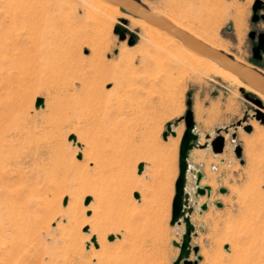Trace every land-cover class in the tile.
I'll return each mask as SVG.
<instances>
[{"label":"rangeland","instance_id":"rangeland-1","mask_svg":"<svg viewBox=\"0 0 264 264\" xmlns=\"http://www.w3.org/2000/svg\"><path fill=\"white\" fill-rule=\"evenodd\" d=\"M95 1L0 0V23L14 30L0 38L2 45L10 47L8 54H0V105L4 108L0 106V264H172L178 253L173 243L180 242L184 224H169L174 188L172 174L165 169L174 156L170 146L176 140L168 136L167 147L162 133L167 123L183 117L188 98L197 108L221 107L222 123L229 127L217 133L227 134L229 142L232 132L237 136L244 163H236L235 175L226 183L229 199L216 193L224 202L215 218L216 230L206 236L203 226L194 227L190 244L198 247L200 258L191 252L188 259L197 264H264V226L252 209L256 191L264 189V123L256 119L257 112L264 115V102L254 91L240 87L237 79L236 84L194 61L184 64L168 54H157L155 48L145 46L143 32L121 17L128 13L103 5L96 13ZM139 1L156 11L170 0ZM255 1L205 0L215 22L203 25L208 13L204 9L201 20L190 15L193 20L180 22L264 75V53L254 58L256 40L248 37L251 31L264 33V9H258L259 19L252 21ZM20 5L26 9L22 15L37 18L36 32L60 33L68 62L59 57L38 64L19 63L20 67L14 64L16 36L24 44L30 42L28 32L20 28L22 22L9 21L10 12ZM115 29L124 32L123 40ZM153 38L160 40L156 34ZM165 46L173 53L179 49L177 43ZM179 57L186 59L181 51ZM65 62L71 67L77 63L79 69L65 71ZM103 69L112 79L101 83L98 73ZM72 83L77 89L83 83L86 91L71 89ZM98 90L110 92V100L100 96L98 101ZM245 92L254 94L262 106L245 98ZM37 98H43L44 104L36 109ZM95 105L101 110L96 116ZM246 125L251 126L250 132L244 130ZM71 135L76 143L69 140ZM36 149L42 154L33 160L29 155ZM139 163L144 164L141 174L137 173ZM195 207L200 210L198 204ZM109 235L117 237L113 245Z\"/></svg>","mask_w":264,"mask_h":264},{"label":"water","instance_id":"water-1","mask_svg":"<svg viewBox=\"0 0 264 264\" xmlns=\"http://www.w3.org/2000/svg\"><path fill=\"white\" fill-rule=\"evenodd\" d=\"M109 3L117 5L126 13L140 18L146 23H149L161 30L166 31L167 33L176 37L181 43L189 47L190 49L194 50L196 53L205 56L206 58L214 61L219 67H222L229 71L230 73L237 76L243 83L249 86L251 89L258 91L259 93L264 95V75L257 71L256 69L245 65L243 63L237 62L232 57L227 55L226 53L213 48L204 42L200 41L192 34L178 28L166 18L161 16L160 14L151 11L148 7H146L143 3L139 0H105ZM258 9H264V5H262V0H256L254 5L252 6L253 16L252 21H256L259 19V16L256 14ZM261 18L264 19V15H261ZM122 22L125 23L126 20L122 19ZM115 32L119 34L121 40L125 38L124 32L122 30L115 29ZM256 33L255 31H251L248 34L250 39H254ZM257 44L253 46L252 53L254 58H260V51L264 53V33H259L258 35ZM134 39L132 37L129 38L128 44L132 45ZM242 91V88H241ZM244 92V91H243ZM244 97L251 100L253 103L258 105L259 107L262 106L261 101L254 97L253 94L244 93ZM44 104L43 98H37L34 103V107L37 109L42 107ZM256 119L259 120L261 123H264V115L260 112H257ZM184 122V132L180 140L179 150H178V175L174 182V193L171 200V215L169 224L171 226L183 223L184 224V232L181 236L180 242H174L173 245L179 249V253L177 257L172 261V264H197V260L200 258L197 255L198 247L191 246V235L194 231V226L190 221L189 214L192 211V208L188 206V200L190 194L185 190L186 185V175L188 172V164L186 162V158L188 155L189 150L193 147L197 146V135L193 132L194 129V122H193V114L191 110V100L188 98L186 100V111L183 117L180 119ZM241 122H238L240 124ZM172 125L176 126L177 122L174 121L173 123L166 124V130L163 133V138H166L167 135L171 134L175 136V132L172 129ZM246 132L251 131V126L246 125L244 127ZM232 139H235V134L231 135ZM69 140H73L76 143V137L71 135ZM224 143L225 137L222 134L217 133L216 136L210 141V146L212 151L215 154H220L224 150ZM80 146V145H78ZM233 153L235 157L240 160L242 163V148L239 145H235L233 148ZM77 158H81V154L77 155ZM144 164L139 163L137 165V173L141 174L143 172ZM201 175L197 173L195 176V190L193 194L195 196L201 195H210V187L209 186H200ZM226 190L224 188L219 189L220 193H224ZM134 198H139V194L137 192L133 193ZM67 199L65 198L63 201V205L66 204ZM89 199L87 198L84 202L87 205ZM207 204H203L200 206V210L204 211L206 209ZM217 206L220 207V203H217ZM88 227H85L83 231H87ZM114 235H109L107 239L112 241L114 239ZM91 242L97 246L96 237H91ZM227 248V247H225ZM191 252L196 256L197 260H189V256Z\"/></svg>","mask_w":264,"mask_h":264},{"label":"crops","instance_id":"crops-1","mask_svg":"<svg viewBox=\"0 0 264 264\" xmlns=\"http://www.w3.org/2000/svg\"><path fill=\"white\" fill-rule=\"evenodd\" d=\"M178 1V2H177ZM170 0L165 6H160V10H151L154 12L161 11L159 13H162L167 16H177L180 21H182V18H185L187 21L193 20L190 15L195 16L196 20H201L200 17H202L200 14L201 12H208V9L205 7V0H200V6H197L199 0ZM194 1L196 4H194ZM180 2V3H179ZM199 5V4H198ZM203 5V6H202ZM204 9V10H202ZM185 11L187 13H185ZM190 14H189V13ZM182 13L183 16H182ZM170 14V15H169ZM211 12H208L205 16V20L202 21L203 25L208 27L210 26V22L214 21L215 19L211 21ZM174 19H176L173 16ZM177 20V19H176ZM184 25L183 23H181ZM186 26V25H184ZM187 27V26H186ZM188 28V27H187ZM191 30V29H190ZM195 33L194 30H191ZM208 109H205L203 107L197 108L196 102L193 100L191 110L193 114V122H194V129L193 132L197 135V146L193 147L191 150H189L186 162L188 164V172L186 175V185L185 190L190 194L189 200H188V206L192 208L191 213L189 214V218L193 226L198 228V226H203L206 230V236L209 234H212L216 228L214 226L216 215L220 214L224 209V202L221 198H228V190L226 189V183L229 182L230 178L235 175L234 172H236V163L242 164L240 160H238L234 153L231 156L230 147L231 143L228 141V136L225 133H221L225 137V143H224V152L220 154H215L210 146V141L216 136L217 132L220 129H224V131H227L229 126H226V123H222V112L221 107H217V109H213L212 105H209L207 107ZM182 117L178 116L175 118L174 121L177 122L176 126L172 125V129L175 132V136L169 134L164 139V142L167 147H169L168 144V136H172L176 141L173 143V146H170L172 149V152H174V156L172 157V160L170 162V166L166 167L165 172L167 175L172 174V186L174 188V182L178 175V150H179V144L181 137L184 132V122L183 120H180ZM173 121V122H174ZM172 122V123H173ZM165 132V131H164ZM163 132V133H164ZM162 133V134H163ZM234 134L233 132L231 135ZM231 137V136H230ZM168 143V144H167ZM235 143L236 145H240V142L238 141L237 136L235 135ZM221 159H224V162H222ZM244 164V163H243ZM242 166V165H241ZM213 167L216 168V170L213 169ZM199 173L201 175V180L199 185L200 186H209L210 187V195H198L195 196L192 193V190L195 189V176ZM217 177L220 179L218 180ZM224 188L226 191L224 193H220L219 189ZM192 193V194H191ZM217 194H219L220 197H217ZM231 196V195H230ZM245 196V195H244ZM243 196V198H244ZM234 197L232 196L231 199ZM229 199V198H228ZM226 199V200H228ZM242 201V193H240V202ZM194 202V203H193ZM207 204L206 209L204 211H200L195 207V204L202 206L203 204ZM217 203H220V207L217 206ZM194 204V205H193ZM254 208V211L256 212L255 215L262 219V225L264 226V189L257 190L255 193V199L252 204V209ZM180 224H176V226H180ZM184 226V225H183ZM184 230L181 232L180 237L182 236ZM117 237L115 236L112 241H110V244H114V240ZM179 253V249H178ZM177 253V255H178ZM199 256V255H198ZM200 257V256H199Z\"/></svg>","mask_w":264,"mask_h":264},{"label":"bare ground","instance_id":"bare-ground-1","mask_svg":"<svg viewBox=\"0 0 264 264\" xmlns=\"http://www.w3.org/2000/svg\"><path fill=\"white\" fill-rule=\"evenodd\" d=\"M180 1V0H179ZM181 1H183V2H185L184 0H181ZM178 2V1H177ZM180 3V2H179ZM99 5H103L106 9H111V10H113V11H115V12H118V13H121L120 12V10H119V7L117 6V5H114V4H112V3H109V2H107V1H105V0H96L95 1V4L94 5H92L93 6V9H94V11L96 12V13H100V8H99ZM10 7L8 6V9L7 10H9V11H11L10 9H9ZM23 11H26V9H25V6L24 5H20V6H18V10L17 11H11L10 12V20L9 21H11V23L12 24H14V23H17L18 21H20V22H22L21 24H23L22 25V27H20L22 30H25V31H27L28 32V40L30 41L29 42V44L27 45V44H24V43H22L21 42V39H18L20 36L19 35H17L15 38H16V41H19V45H16L17 46V51H16V54L13 56V62H14V64H19V63H23V62H26V63H28V62H30V63H34V64H36L37 62H39V61H42V60H44V61H46V62H49V60H53V59H55V60H58L59 59V57H60V59H61V57H63V58H65V60L64 61H66V56H68L69 57V54L68 53H66L65 52V50H66V48H63V46L64 45H61L62 44V42H61V38H59V34L60 33H57V34H51V33H41V34H39L38 32H36L37 31V23L36 22H34V20H36L37 18L35 17V15L34 14H26V15H22V12ZM158 14H160L161 16H163L164 18H166L168 21H170L172 24H174L175 26H177L178 28H180V29H182V30H184V31H186V32H188V33H190V34H192L194 37H196L197 39H199L200 41H202V42H204L205 44H207V45H209V46H211V47H213V48H216V49H221V47H219L220 45L219 44H215V42L216 41H214V42H212L210 39V41H208V40H206L207 38H203V37H200L199 35H197V34H195V33H192L190 30H189V28H187L186 26H184V25H182L181 23H179L178 22V20H176V19H174L173 18V16H167V15H164V14H162V13H159V12H157ZM36 14V13H35ZM121 17L122 18H126L128 21H129V23L131 24V25H133V26H135V27H137V28H139L143 33V38H144V43L146 44L145 46L146 47H152V48H155V49H153V51L155 50L156 52H158L157 54H163V55H166V54H168L170 57H172V58H176L177 60H179V61H181L182 63H184V64H187V63H190L189 61H194L195 63H196V65H204V66H206L207 68H208V72H210V73H213V74H215L216 76H218V77H220V78H222V79H224V80H229V81H231V82H233V83H236L237 84V81H236V79L242 84H239L240 85V87H242L245 91H247V92H253V93H255L256 94V96L260 99V100H262L263 102H264V95L263 94H261V93H259L258 91H255V90H253V89H251L249 86H247L245 83H243L237 76H235L234 74H232V73H230L229 71H227L226 69H224V68H222V67H219L214 61H212V60H210V59H208V58H206L205 56H202V55H200V54H198V53H196L194 50H192V49H190L189 47H187L186 45H184L183 43H181L176 37H174L173 35H171V34H169V33H167L166 31H164V30H161V29H159V28H157V27H155V26H153V25H151V24H149V23H146L145 21H143L142 19H140V18H137V17H132V15L130 16L129 14L127 15V14H121ZM36 18V19H35ZM21 19H23L22 21H21ZM18 25V24H17ZM13 26V25H12ZM9 27V28H8ZM10 27L11 26H6L5 24H3V23H0V38L3 36V35H5V33H7V34H11L13 31H12V29H10ZM25 31H24V33H25ZM49 32H50V30H49ZM240 32H241V25H240V30L239 29H237L236 30V35H237V38L239 39V37H240ZM153 34H156V35H158V36H160V40L159 41H156V40H154V38H153ZM3 38V37H2ZM5 40V39H4ZM175 44V43H177L178 45H179V49L178 50H176V52L175 53H173V51H171V49L170 48H167L165 45H172V44ZM1 45H0V54H2V53H5V55L6 54H8L9 53V50H10V47L7 45V46H4V45H2V42L0 43ZM165 44V45H164ZM221 44V43H220ZM15 45V44H14ZM4 46V47H3ZM16 46H14V47H16ZM222 46V45H221ZM66 47V46H65ZM222 48H224L223 46H222ZM225 50V49H224ZM183 52L184 53V55L186 56V59H184V58H180L179 57V52ZM66 53V54H65ZM3 55V54H2ZM66 55V56H65ZM154 57V56H153ZM58 58V59H57ZM123 58V57H122ZM67 60H69V58L67 59ZM235 60L237 61V62H239L240 60L238 59V58H236L235 57ZM60 61V60H59ZM130 62H132V59L131 60H129ZM51 62V61H50ZM55 62V61H54ZM53 61L51 62V63H54ZM57 63H55V64H59V62L58 61H56ZM61 62H62V60H61ZM66 62H68V61H66ZM65 62V64H64V66H62V69H63V67L65 68L64 70L66 71V69L67 70H69L70 68H71V70L72 71H77L79 68H78V64L77 63H75L76 65H74V67L72 66L71 67V65L69 64V65H67L68 63H66ZM51 63H49V64H51ZM63 63V62H62ZM241 63V62H240ZM33 64V65H34ZM38 64V63H37ZM61 64V63H60ZM19 67H20V64L18 65ZM56 66V65H55ZM130 67H131V69H133L132 67V64H130ZM57 68V67H56ZM100 68L102 69V67L100 66ZM99 68V69H100ZM195 68V67H194ZM19 70H22L21 68L19 69ZM64 71V73H67V72H65ZM70 71V70H69ZM101 71V70H100ZM100 71H99V75L100 74H102V78L101 77H99L100 79H98L100 82L102 81V80H104V79H108V80H110V79H112V76L110 75L111 73L109 72V71H104V69H103V71H101V73H100ZM58 72H59V69H58ZM60 72H61V70H60ZM103 73H104V75H103ZM99 75H97V76H99ZM10 76V75H9ZM96 76V77H97ZM86 78V77H85ZM9 79V78H8ZM87 80V79H86ZM98 80H96L95 81V83H99L100 84V82H98ZM11 81V80H10ZM88 81H91V80H88ZM92 81H94V80H92ZM91 81V82H92ZM105 81V80H104ZM3 82V81H2ZM80 82H81V80H80ZM102 83V82H101ZM5 84V83H4ZM68 84V83H67ZM88 84V83H87ZM90 84V83H89ZM93 84V83H92ZM68 86V85H67ZM90 86H92V85H90ZM6 87V86H5ZM89 87V86H88ZM3 89V88H2ZM71 89H73V90H77V91H79L80 93H82V90H84L85 89V87H84V84L83 83H80V85H79V89H77L76 87H75V83H72L71 84ZM89 90H90V87L88 88ZM99 89V88H98ZM88 90V91H89ZM85 91H86V89H85ZM87 91V92H88ZM92 91V90H91ZM95 91V90H94ZM99 91V93L101 92L100 90H98ZM1 93V92H0ZM86 93V92H85ZM94 94H96V93H94ZM252 94V93H251ZM89 95H92V94H89ZM110 92H106V93H100V95H99V98H98V101H99V99H101V97H105L106 98V100H110ZM254 95V94H253ZM2 96V95H1ZM0 96V97H1ZM101 96V97H100ZM81 97V96H80ZM98 97V96H97ZM86 98H88V96L86 97ZM82 100V99H81ZM86 100V99H85ZM79 101V100H78ZM77 101V102H78ZM89 101V100H88ZM97 101V100H96ZM98 101L96 102V103H98ZM92 102V101H91ZM79 103V105L81 104L80 102H78ZM90 102H88V104H89ZM100 103V102H99ZM82 104H83V100H82ZM84 104H87V101L86 102H84ZM87 104V106H89ZM94 104V103H93ZM2 105V104H1ZM0 105V106H1ZM98 105H101V104H98ZM98 105H95V107H93L95 110H98L99 108H100V106H99V108L98 109H96V107H98ZM82 106V105H81ZM102 106V105H101ZM5 107V106H4ZM7 108L6 109H8V107L9 106H6ZM90 107V106H89ZM1 108H3L2 106H1ZM10 108V107H9ZM103 108V110L106 108V107H102ZM108 108V107H107ZM4 109V108H3ZM9 110V109H8ZM107 110V109H106ZM101 111V110H100ZM99 110L98 111H95V116L96 115H98L97 113H99L100 112ZM3 112V111H2ZM93 112H94V110H93ZM97 112V113H96ZM102 113H103V111H102ZM94 116V115H93ZM98 119V118H97ZM91 123L90 124H92V123H94L95 122V118H93V120H89ZM95 124H97V123H95ZM101 124V123H100ZM38 128V127H37ZM22 135V134H21ZM31 136V135H30ZM14 137V136H13ZM17 139V138H16ZM35 140V139H34ZM31 142V141H30ZM42 143V142H41ZM32 149V148H31ZM30 150V149H29ZM31 151V150H30ZM30 151H29V153H30ZM28 153V154H29ZM25 154H27V153H25ZM27 154V155H28ZM41 152H40V149L38 150V149H36V150H34L33 152H31L30 153V155H29V157L31 158V159H33V160H36L37 158H39L40 156H41ZM26 155V156H27ZM103 155L105 156V158H106V156H108V155H105L104 153H103ZM24 157H25V155H24ZM100 157V156H99ZM19 158V157H18ZM21 158V157H20ZM24 159V158H23ZM17 160V162L18 161H20L19 162V164L20 165H22V164H24V161H25V159H26V157H25V159L24 160ZM30 159V160H31ZM5 160V159H4ZM27 160V159H26ZM101 160V159H100ZM103 160V159H102ZM14 161V160H13ZM109 161V160H108ZM8 162V161H7ZM10 162V161H9ZM15 162V161H14ZM13 162V163H14ZM101 162V161H100ZM3 163V162H2ZM16 163V162H15ZM26 163V162H25ZM46 163V162H45ZM101 163H104V161L103 162H101ZM105 164H108V163H105ZM9 166V165H8ZM48 166V165H47ZM106 166V165H105ZM1 167V166H0ZM5 167V166H4ZM49 167H51V166H49ZM49 167H46V168H49ZM101 167H103V166H101ZM50 169V168H49ZM48 169V170H49ZM110 169V168H109ZM61 171V170H60ZM106 172V171H105ZM108 172V171H107ZM49 174V173H48ZM108 174V173H107ZM106 174V175H107ZM110 174V173H109ZM103 175V174H102ZM105 175V174H104ZM103 175V176H104ZM105 177V176H104ZM108 179H109V177H108ZM105 180V179H104ZM163 190H165V189H162L161 191L164 193V191ZM160 193V194H163V193ZM165 192H167V191H165ZM165 195V194H164ZM158 197H160V195L158 196ZM162 198L163 197H165V196H161ZM161 198V199H162ZM160 199V198H159ZM161 202H162V200H161ZM162 204V203H161Z\"/></svg>","mask_w":264,"mask_h":264},{"label":"built area","instance_id":"built-area-1","mask_svg":"<svg viewBox=\"0 0 264 264\" xmlns=\"http://www.w3.org/2000/svg\"><path fill=\"white\" fill-rule=\"evenodd\" d=\"M230 142L232 143V147H231L230 151L233 152V148H234V146H235V139H232V138L230 137ZM213 169H214V167H213ZM194 190H195V189L192 190V193L194 192ZM199 208H200V206H199Z\"/></svg>","mask_w":264,"mask_h":264},{"label":"flooded vegetation","instance_id":"flooded-vegetation-1","mask_svg":"<svg viewBox=\"0 0 264 264\" xmlns=\"http://www.w3.org/2000/svg\"><path fill=\"white\" fill-rule=\"evenodd\" d=\"M257 35H258V34H257ZM257 35H256V36L254 37V39H253V41L256 40V42H254L253 45H256V44H257V41H258V36H257Z\"/></svg>","mask_w":264,"mask_h":264}]
</instances>
